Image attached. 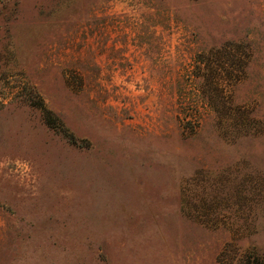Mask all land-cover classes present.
Segmentation results:
<instances>
[{"label":"rangeland","instance_id":"1","mask_svg":"<svg viewBox=\"0 0 264 264\" xmlns=\"http://www.w3.org/2000/svg\"><path fill=\"white\" fill-rule=\"evenodd\" d=\"M0 264H264V0H0Z\"/></svg>","mask_w":264,"mask_h":264}]
</instances>
